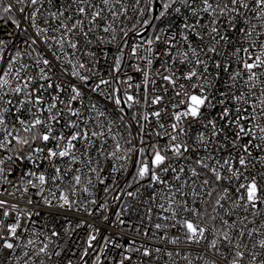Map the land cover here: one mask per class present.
<instances>
[{
	"label": "snow or ice",
	"instance_id": "obj_1",
	"mask_svg": "<svg viewBox=\"0 0 264 264\" xmlns=\"http://www.w3.org/2000/svg\"><path fill=\"white\" fill-rule=\"evenodd\" d=\"M0 189V264H264V0H0Z\"/></svg>",
	"mask_w": 264,
	"mask_h": 264
},
{
	"label": "built area",
	"instance_id": "obj_2",
	"mask_svg": "<svg viewBox=\"0 0 264 264\" xmlns=\"http://www.w3.org/2000/svg\"><path fill=\"white\" fill-rule=\"evenodd\" d=\"M156 24L161 29L170 28L173 35H178L180 32V29L182 27L181 19L179 17L172 19L170 24L168 23L167 19H165L164 21H157ZM151 35H152V30L150 29L147 33V37L150 38ZM17 175H19V173H17ZM0 190H2V189H0ZM8 190L11 191V188H9ZM5 198H9V197H7V194H5ZM84 198L87 199L86 194H85ZM143 198L147 199V195L145 194ZM107 202L110 206L111 212L106 213V214L110 215V219L112 221H115V219H116L115 213H117V212H121L122 218L125 221L131 222L132 224H138V223H140V221L142 219H145V211H146L147 206L145 204H143L142 201H137L131 197H127V196L122 195L121 199L118 201L112 200L111 196H109L107 199ZM64 215H66L69 220H72L73 223H76L79 220H88L89 222H93V218L87 216L83 212H81V213L68 212ZM99 215H100V213L98 212L97 213V219L95 220V223L98 225L100 224V221L98 219ZM153 222H155V217H153ZM55 223L57 225L65 223L64 216L57 217V219L55 220ZM102 227L106 229L102 233L103 235L115 236L116 240L121 245H125L126 241H127L126 246H133V247H138L141 242H144L145 246H147V244L150 243L149 241L146 240L145 237L140 236V235H136L134 232L125 231L124 236L121 237V236L116 235V233L119 231V229H107L106 225H104ZM87 231H89L87 228L79 229L75 238L79 239L80 241H83L84 239H86V232ZM133 240L136 241L135 245L132 244ZM157 243H158V241H157ZM117 252H118V250L111 249L108 252V258L105 259L104 264H112V258L113 257L118 258ZM133 264H137V262L134 260Z\"/></svg>",
	"mask_w": 264,
	"mask_h": 264
}]
</instances>
